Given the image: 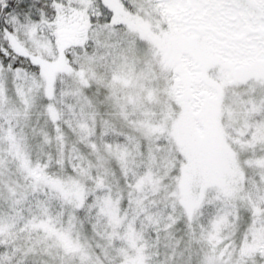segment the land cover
Masks as SVG:
<instances>
[{
	"label": "snow or ice",
	"instance_id": "snow-or-ice-1",
	"mask_svg": "<svg viewBox=\"0 0 264 264\" xmlns=\"http://www.w3.org/2000/svg\"><path fill=\"white\" fill-rule=\"evenodd\" d=\"M0 264H264V0H0Z\"/></svg>",
	"mask_w": 264,
	"mask_h": 264
}]
</instances>
